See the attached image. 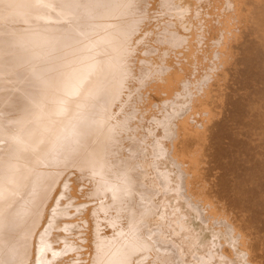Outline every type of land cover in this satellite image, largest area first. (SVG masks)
Instances as JSON below:
<instances>
[{"label":"bare ground","instance_id":"1","mask_svg":"<svg viewBox=\"0 0 264 264\" xmlns=\"http://www.w3.org/2000/svg\"><path fill=\"white\" fill-rule=\"evenodd\" d=\"M221 1L216 9L225 12ZM231 1L227 10L235 13ZM74 2L103 6L58 7ZM43 3L50 6L0 0V264H187L151 223L160 203L147 177L154 169L164 185L171 183L160 158L171 159L188 200L198 210L202 206L190 194L179 155L166 150L146 121L161 126L166 139L179 136L181 122L174 120L197 108L225 68L221 53L214 60L222 64L192 84L186 69L196 55L168 48L207 44L209 23L188 21L195 0ZM160 5L172 10V18L162 26L149 22L147 28L159 32L141 30L145 19L139 14ZM231 13L224 15L229 31L223 36L237 33L240 20ZM5 81L9 90H3ZM152 84L163 96L160 104L144 93ZM195 84L200 94L189 98L192 105H180L179 96H192ZM154 109L163 119L152 116ZM149 146L158 158L151 171L145 167ZM208 217L203 221L215 219ZM214 222L242 238L222 217Z\"/></svg>","mask_w":264,"mask_h":264},{"label":"rangeland","instance_id":"2","mask_svg":"<svg viewBox=\"0 0 264 264\" xmlns=\"http://www.w3.org/2000/svg\"><path fill=\"white\" fill-rule=\"evenodd\" d=\"M220 1L195 0L193 12L189 13L191 16L187 14L188 21L195 22L191 23L194 26L204 18L203 22L209 23L207 24L210 30L206 32L209 33L206 34L207 44L201 46L194 43V49L185 50L172 46L168 48L180 54H183L182 51L195 50L190 52L196 55L197 61L187 62L188 65L186 63L188 67L186 79L188 75L191 76V80H187L192 81V84L196 82V77L202 80L217 65L222 64V61L214 60L221 53L227 56L225 68L217 74L210 85L208 84V93L206 92L204 100L197 105V108L186 115L177 116L178 118L174 120L176 124L184 123V125L179 124V136L166 139L161 126H157L153 120L146 121L147 126L152 130V135L156 134L157 139H162L161 143L166 150L175 149L179 155L183 169L190 177L189 180L187 179L190 184V194L195 201L201 203L202 209H199L200 212L188 200L177 174L178 170L165 155L167 158L162 157L159 161L160 170L171 173V183L165 184L168 187H165L161 176L157 175L154 169L150 177H147L157 187V192H151L152 198L155 200L156 197L155 201L160 203V207L156 206V213L151 223L162 230L166 243L173 242L174 249L184 255L187 264H264V0H236L235 13L227 10L232 5L231 0L221 1L223 6L219 5L220 10L225 12L217 10ZM159 8L155 12L153 9L143 12L142 16L139 14L138 18L145 19L141 20L143 24L141 30L151 31L155 28L150 30L147 28L148 24L162 26L165 25L164 21L172 18L170 14L172 10L164 9L162 5ZM225 13L236 15L237 20H240L233 24L235 29L238 27L235 36H223L229 31L226 28L228 23L223 25ZM178 16L174 15L173 19ZM138 18H135V21L139 22ZM219 18L223 20H217ZM180 28L179 26V30L185 34L186 31ZM223 28L225 29L222 30ZM159 31V28L153 30V32ZM231 37L232 39L227 40ZM216 39L224 43L215 44ZM153 59H156L154 61L156 64L157 56ZM2 84L5 87L3 90H7V82ZM178 85L179 89L183 88L181 84ZM197 85L193 86L192 96L188 95V98L179 96L180 105L190 104L189 98H195V95L200 94ZM145 87L147 89L144 93L150 96L152 101L160 104L163 96L156 92L155 84ZM151 114L158 119H163L164 116L156 109L152 110ZM147 151L149 152L147 157L150 159L146 161L145 167L147 166L146 169L151 171V163L158 161V158L152 146H149ZM208 216H214L215 219L222 217L242 238L237 237L236 234L232 236V232L229 235L226 226L216 225L214 218L210 217L209 221L205 222ZM235 236L239 239H235Z\"/></svg>","mask_w":264,"mask_h":264},{"label":"snow or ice","instance_id":"3","mask_svg":"<svg viewBox=\"0 0 264 264\" xmlns=\"http://www.w3.org/2000/svg\"><path fill=\"white\" fill-rule=\"evenodd\" d=\"M37 3L39 4V6L42 7H49L50 5L43 3V0H37ZM103 5L100 3H96V4H89L87 2H81V3H71L68 5H58V7L64 8V7H78V8H82V9H88L90 7H102Z\"/></svg>","mask_w":264,"mask_h":264}]
</instances>
